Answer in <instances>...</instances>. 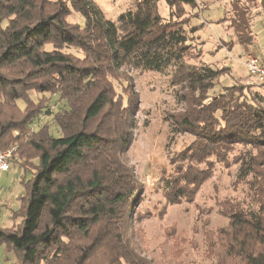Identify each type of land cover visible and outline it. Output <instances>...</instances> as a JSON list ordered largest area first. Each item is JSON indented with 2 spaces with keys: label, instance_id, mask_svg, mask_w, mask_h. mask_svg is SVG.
<instances>
[{
  "label": "trees",
  "instance_id": "16d2710c",
  "mask_svg": "<svg viewBox=\"0 0 264 264\" xmlns=\"http://www.w3.org/2000/svg\"><path fill=\"white\" fill-rule=\"evenodd\" d=\"M166 1L172 13L197 3ZM158 2L137 0L115 21L94 0H0V150L16 147L12 157L31 174L17 221L0 227V244L16 256L10 264H153L129 237L143 188L127 157L140 110L131 72L172 67L192 106L172 130L194 140L173 158L164 196L171 204L194 201L215 164L228 165L237 149V181L252 177L258 208L220 202L228 224L206 232L205 253L216 264H264V105L236 85L210 96L221 71L186 65L187 22L165 19ZM74 13L83 23L68 19ZM234 27L242 45L254 42L245 13ZM31 93L66 101L53 115L60 136L48 124L32 129L49 98Z\"/></svg>",
  "mask_w": 264,
  "mask_h": 264
},
{
  "label": "rangeland",
  "instance_id": "374dc122",
  "mask_svg": "<svg viewBox=\"0 0 264 264\" xmlns=\"http://www.w3.org/2000/svg\"><path fill=\"white\" fill-rule=\"evenodd\" d=\"M94 1L108 19L116 21L121 13L135 9L137 0ZM196 1V6L185 5L183 11L174 9L173 13L166 0L158 2L159 13L165 19L174 17L187 22L190 46L185 58L186 65L208 64L221 71L217 85L208 92L210 96L224 92L226 86L236 85L241 95L264 105V86L249 76L245 65L249 54L264 61V0ZM242 12L250 18L254 39L247 46L239 42L234 27ZM68 19L84 21L77 13ZM176 70L172 67L162 73L131 72L140 97V110L127 157L143 188L137 200V221L129 237L137 251L153 264H216V257H208L205 253V237L206 232L228 224L227 217L219 213L220 202L234 200L253 209H257L258 205L249 192L252 177L249 176L245 182L237 181L238 164L234 161L236 156H232L238 153L237 149L229 155L228 165L215 164L212 176L205 181L194 201L176 204L167 201L163 191L165 179L174 174L176 162L172 160L194 140L190 132L175 133L172 130V122L192 109L182 99L183 95L190 96V91L177 81L181 80V72ZM116 85L121 92V87ZM31 96L36 101L42 96L49 98L48 105L33 121L32 129L37 130L48 124L51 134L60 136L61 130L53 115L67 108L66 101L58 94L31 93ZM18 104L24 110L23 101L19 100ZM19 158V155L12 157L9 171L0 173L2 228H11L17 221L15 213L21 209L25 183L31 178L30 171L25 172L20 166ZM15 260L14 251L0 244V264H10Z\"/></svg>",
  "mask_w": 264,
  "mask_h": 264
},
{
  "label": "built area",
  "instance_id": "2783aa9c",
  "mask_svg": "<svg viewBox=\"0 0 264 264\" xmlns=\"http://www.w3.org/2000/svg\"><path fill=\"white\" fill-rule=\"evenodd\" d=\"M246 68L249 76L264 86V62L256 55L249 54L246 60ZM16 147L0 150V171H8L10 160Z\"/></svg>",
  "mask_w": 264,
  "mask_h": 264
},
{
  "label": "crops",
  "instance_id": "0c3cea01",
  "mask_svg": "<svg viewBox=\"0 0 264 264\" xmlns=\"http://www.w3.org/2000/svg\"><path fill=\"white\" fill-rule=\"evenodd\" d=\"M263 61V60H262ZM264 62V61H263ZM10 169V168H9ZM9 171V170H8ZM8 171H6L5 173H7ZM0 173H3L2 171H0Z\"/></svg>",
  "mask_w": 264,
  "mask_h": 264
}]
</instances>
